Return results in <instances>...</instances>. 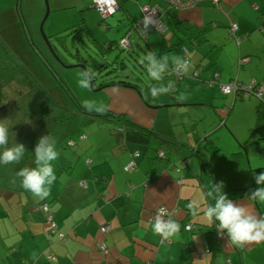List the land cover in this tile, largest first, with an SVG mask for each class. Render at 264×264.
<instances>
[{
	"label": "crops",
	"instance_id": "obj_1",
	"mask_svg": "<svg viewBox=\"0 0 264 264\" xmlns=\"http://www.w3.org/2000/svg\"><path fill=\"white\" fill-rule=\"evenodd\" d=\"M120 1L123 5L127 0ZM136 1L139 10L162 5L161 0ZM220 2V9L203 1L185 10H167L161 16L163 34L151 30L140 37L133 31L152 55L162 44L168 46L170 66L172 58L182 57L181 47L188 50L195 64L173 85L175 98L170 93L152 98L149 89L161 82L151 79V84L139 80L146 93L138 82L137 88L115 83L93 91L88 99L156 136L76 113L66 139L74 147L56 146L50 195L41 199L24 189L0 191V264H226L227 259L231 264H264V241L237 248L226 235H217L202 212L193 217L187 207L193 201L201 208L212 203L207 192L213 183H222L229 199L264 215V204L247 196L258 187L255 175L264 172L254 171L264 167V116L255 129L259 99L234 100L220 88L232 80L264 86V0ZM129 9L134 11L135 5ZM15 13L0 7V37L14 52L22 42ZM230 22L243 36L238 42L229 34ZM243 58L248 60L238 65ZM195 70L197 77L192 76ZM168 81L172 83L167 77L162 83ZM64 98L58 97L66 104ZM220 135L225 143L218 141ZM159 150L163 158L157 156ZM131 160L135 167L124 171ZM101 164L104 168L98 170ZM30 167H35L33 160ZM101 175L103 181L96 183ZM42 203L48 204L64 240L55 233L45 236L49 225L38 208ZM161 206L181 224L180 233L168 240L151 229ZM187 223L191 230H184ZM104 224L106 233L100 231Z\"/></svg>",
	"mask_w": 264,
	"mask_h": 264
},
{
	"label": "rangeland",
	"instance_id": "obj_2",
	"mask_svg": "<svg viewBox=\"0 0 264 264\" xmlns=\"http://www.w3.org/2000/svg\"><path fill=\"white\" fill-rule=\"evenodd\" d=\"M46 1L48 14L44 22L47 10L45 0H0V7L6 10L13 9L16 12L15 18L20 25L19 34H22V42L15 47V52L12 50L13 54L17 55V61L27 67L54 98L59 100L58 97L64 94L66 104H62L70 110L72 115L70 126H73L76 120V113L85 110L81 106L82 101L88 99L90 94H94L91 88L86 90L78 86V73L85 68H90L96 73L94 86L109 80L138 82L137 85L140 80L151 84V78L145 73L144 66L147 56L153 53L142 39L132 32L129 37L131 49L108 48L111 42L115 45V42L126 34L130 21L127 13L136 17L134 19L138 21L141 9H138L136 0H127L122 9L105 19L96 8L91 7V0ZM132 5H135L134 11L129 9ZM74 30H79V35H75ZM62 34H68V36L65 37L63 44L57 43L55 36ZM43 35L47 38L48 44ZM159 38L161 39L160 35ZM173 52L179 51L172 50L170 53ZM189 61L191 66H194V61L190 58ZM94 62L106 66L96 70ZM165 85L173 86V82L168 81ZM139 86L144 93L147 92V88ZM230 97L232 98V95ZM246 101L248 100H244ZM236 102L241 103V101ZM208 111L212 112L209 109ZM236 124L235 122L234 126ZM70 128L67 126L59 145L60 143L64 145V140L70 137ZM217 139L220 143L226 142L221 135Z\"/></svg>",
	"mask_w": 264,
	"mask_h": 264
},
{
	"label": "clouds",
	"instance_id": "obj_3",
	"mask_svg": "<svg viewBox=\"0 0 264 264\" xmlns=\"http://www.w3.org/2000/svg\"><path fill=\"white\" fill-rule=\"evenodd\" d=\"M147 72L153 81L161 82L153 85L150 95L156 99L167 95L173 90L162 83L168 71L179 75L187 74L191 70V63L186 59L174 57L170 61L168 56L157 57L149 55L146 58ZM96 73L90 68H85L78 73L77 83L81 89H90ZM115 90V89H114ZM88 112L103 114L107 105L95 100L85 99L81 105ZM0 165L19 164L25 153V146L15 142L9 146V128L0 123ZM35 167H23L17 172L21 186L33 196L44 199L50 195L51 185L56 180L53 162L59 157L56 141L49 135H44L37 141L34 150ZM255 184L258 185L247 194L248 198L257 203L264 204V172L256 174ZM212 203L201 208L199 202L188 203L187 207L193 217H198L201 212L207 223L215 225L218 236H225L233 246L243 248L254 242L264 241V215H256L240 203L229 199L223 191L222 183H213L207 192ZM167 217V218H165ZM152 231L164 240H168L181 231V224L171 218L169 209L161 207L151 222Z\"/></svg>",
	"mask_w": 264,
	"mask_h": 264
},
{
	"label": "trees",
	"instance_id": "obj_4",
	"mask_svg": "<svg viewBox=\"0 0 264 264\" xmlns=\"http://www.w3.org/2000/svg\"><path fill=\"white\" fill-rule=\"evenodd\" d=\"M207 2L213 5L211 2ZM116 3L118 6L117 10L123 8V5L120 0H116ZM213 6L217 9H220V4H218L217 6ZM127 17L128 20H130L129 16ZM136 22L137 21H129V28L126 34L129 32H133V28ZM84 30L86 33H88L86 28H84ZM75 32V35H79V30H76ZM66 36H68V34L57 35L55 36V39L57 43L63 44ZM235 36L236 37H233L232 39H241L243 37L237 33V30ZM110 47L120 48L117 46V42H115V45L111 42L108 48L110 49ZM168 49V46L166 47L162 44L159 50L155 53V55L158 58L161 56H165L168 52ZM105 66L106 65L104 64H96L94 62V68L96 70H101L102 68H105ZM144 69H146V67H144ZM166 77L170 78V80L173 82V85H175L180 79V77L174 78L171 75L170 71L165 74L164 79ZM236 82L239 83L238 81ZM115 83L137 88L136 83L132 85V82H128L125 80H117L116 82L114 80L104 81L98 86H94L93 80L91 89L93 91H97L107 86H111ZM239 85L241 86V84ZM259 85L260 83L255 82L251 86L254 90ZM171 89L173 91L170 92V94L172 97H174V86H172ZM244 98L245 97H243L242 90H237L234 93V100H241ZM82 112L84 113V115L101 118L105 121L113 122L122 127L136 129L137 131L150 135L154 134H152V132L148 129L131 122L122 114H114L112 112L98 114L85 110ZM255 115V129H259L261 126V120L264 116V98L262 101L259 100V104L256 107ZM70 120V110L66 106H64L59 100L54 98L41 85L38 79L29 71L27 67L17 61L16 56L13 54L12 50L0 37V123H4L9 128V146L17 142L24 144L26 149L24 157L22 158L19 164L0 165V191H19L23 189L20 183V178L17 176V172L20 168L30 167V161L34 160L35 158L33 150L40 137L44 135H49L50 137L55 139L57 147L59 146L62 148H66L67 146L68 148H72L67 145V143L71 140H64L65 144L63 145L62 143H60L59 145L60 138L63 136ZM154 135L156 136V134ZM97 168L98 170H103L104 164L99 165ZM254 171H264V167L258 168ZM104 177V175H101L100 178L95 177L96 183H100L101 181H103ZM43 205L47 206L48 213L51 215L47 203L40 204L38 208L41 210V206ZM42 213L44 214L46 222V213L43 211ZM55 230V234H57V236L58 234H62L58 232L56 228ZM50 234L52 233L49 225L48 230L45 232V236L48 237ZM62 236L63 239L60 240L65 239V235L62 234ZM50 256L52 255H48V258L52 260ZM226 264H231L230 260L229 263L226 262Z\"/></svg>",
	"mask_w": 264,
	"mask_h": 264
},
{
	"label": "built area",
	"instance_id": "obj_5",
	"mask_svg": "<svg viewBox=\"0 0 264 264\" xmlns=\"http://www.w3.org/2000/svg\"><path fill=\"white\" fill-rule=\"evenodd\" d=\"M162 1V5L158 4V5H154V6H143L141 8V13H142V18L141 20L137 21L134 25L133 31L139 35L140 37H145L146 34L148 32H150L151 30L157 31L159 33H164L166 31V26L164 25L161 16L167 11V10H171V9H176V10H185L188 8H191L195 5H197L200 2L203 1H209L211 2L213 5L217 6L220 2V0H161ZM92 6L93 8H96L99 13L101 14L102 18L105 19L109 16H112L115 11L117 10V3L116 0H92ZM238 29V26L236 23H230V28H229V34L230 36L236 37L235 33L236 30ZM132 32L127 33L126 35H124L122 38H120L117 42V46L122 48V49H129L130 48V42H129V37L131 36ZM237 42L238 39H235ZM180 51L182 53V59H186L188 60V50L185 47H181ZM248 58H243L240 59V61H238V65H240L243 61H247ZM171 75L174 78H179L181 77V75L175 73L174 71L170 70ZM193 77L197 76V71H195L192 75ZM240 83H237L236 80H232L227 84L221 85V91L226 93V94H232L234 96V93L237 90H242L243 91V97L247 98L250 96H254L256 98H258L260 101L263 100L264 98V86L262 84H260L259 86L256 87V89H252V84L250 85H246V86H240ZM81 138V137H80ZM74 141L71 140L67 143V145L69 147L74 146ZM137 155V154H135ZM157 156L160 158H163L164 156V152L162 150H159L157 153ZM135 167L134 161L131 160L129 161L124 167L123 170L124 171H129L131 169H133ZM164 207V206H161ZM160 207V208H161ZM159 209V208H158ZM41 210L43 212L46 213V222L50 225L51 228V233H55L56 230V225L53 222L51 215L48 213L47 210V206L43 205L41 206ZM171 214V218L172 216V212L169 211ZM167 218V217H166ZM184 230L188 231L191 230L193 228V225L190 223H187L184 225ZM100 231L103 233H106L108 231V226L106 224L102 225L100 227ZM58 238L59 239H63L62 234H58ZM99 249L102 252H106V246L104 244H98ZM206 252H208V249H206ZM50 258L52 260H54V258L52 256H50ZM227 262L229 263V260H227Z\"/></svg>",
	"mask_w": 264,
	"mask_h": 264
},
{
	"label": "water",
	"instance_id": "obj_6",
	"mask_svg": "<svg viewBox=\"0 0 264 264\" xmlns=\"http://www.w3.org/2000/svg\"><path fill=\"white\" fill-rule=\"evenodd\" d=\"M45 2H46V6H47V1L45 0ZM47 14H48V6H47V10H46V14H45V17H44V19H43V22H44V20H45V18H46V16H47ZM40 30H41V33H42V24H41V26H40ZM44 36V35H43ZM44 38H45V36H44ZM45 40H46V42H47V38H45ZM47 44H48V42H47ZM137 90V89H136ZM138 91V90H137Z\"/></svg>",
	"mask_w": 264,
	"mask_h": 264
}]
</instances>
